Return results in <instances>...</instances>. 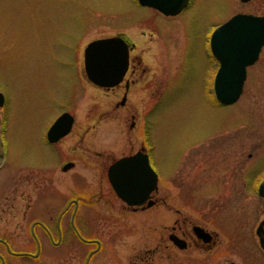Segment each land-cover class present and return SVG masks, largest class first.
<instances>
[{"label": "flooded vegetation", "instance_id": "1", "mask_svg": "<svg viewBox=\"0 0 264 264\" xmlns=\"http://www.w3.org/2000/svg\"><path fill=\"white\" fill-rule=\"evenodd\" d=\"M134 1L140 6L138 0ZM238 1L243 6L255 7L262 0ZM200 3L201 0H189L177 15H165L141 6L150 15L142 22L147 28L140 35V41H132L125 32L110 36L122 38L129 50L128 68L113 87H101L90 81L84 54L82 62H65L68 65L60 84L67 85V90L74 94L75 83L83 80L91 92L105 99L99 101L94 96L92 108L96 112L89 124H79V109L70 110L65 102L54 117L50 116L37 137L24 132L22 138L27 144L22 143V147L28 149L32 160L28 169L18 166L11 172L9 168V112L7 96L0 89L3 95L0 107L2 181L6 180V172L11 174L9 179L18 180L20 175L29 178L35 201L39 193L53 188L61 198L65 197L58 215L46 206L44 221L35 219L27 223L36 246L34 252L12 249L10 245L15 244L12 236L0 239L6 251L4 254L0 250L2 264L10 258L39 260L42 245L44 252L48 248L58 252L57 256L46 252L51 264L58 261L75 264V260L76 264H244V229L249 222L245 221L243 198L255 197L257 204L253 211H264V197L260 193L264 182V45L253 59L252 55L237 53L240 48L230 44L236 41L234 38L223 35L214 38V33L238 14L263 17L264 12L242 10L210 23L209 11L204 14L205 25L208 23L202 35L204 62L198 71L199 87L191 93L192 100L196 101L194 108L199 110L196 104L204 100V113L191 117L195 124L188 131L177 132L173 172L164 174L161 164L164 121L160 107L166 99L178 100L181 94L178 93L180 80L186 76L193 59L190 29L194 20L188 19V13ZM214 44L228 52L217 56ZM244 60L253 61L243 67ZM222 68L226 73L220 78L221 83H235L242 74L245 76L242 94L231 104L217 99L215 84ZM64 114L73 118L70 131L65 135H61L62 130L51 132ZM154 114L160 118L157 153L150 141V132L156 124ZM106 120L112 125L113 137L117 132L129 135L128 152L117 155L115 146L108 149L101 146L97 132ZM246 145L250 149L247 158ZM91 146L99 150H92ZM139 153L148 155L156 172V186L142 203L129 204L118 196L110 170L120 159ZM156 158L160 163L155 162ZM52 160L57 162L54 170ZM55 175L64 180L63 187L58 185ZM145 177L136 173L135 179L140 181ZM132 179L129 176V182ZM18 183L16 189L20 191L23 186L19 187ZM139 183L130 182L129 191L140 193L137 197L143 198L145 192L137 187ZM32 208L30 213L34 215ZM260 226L264 239V218L252 223L249 230L252 244L261 256L256 264H264V249L258 235ZM36 227L43 228L45 245L40 235L35 234Z\"/></svg>", "mask_w": 264, "mask_h": 264}, {"label": "rangeland", "instance_id": "2", "mask_svg": "<svg viewBox=\"0 0 264 264\" xmlns=\"http://www.w3.org/2000/svg\"><path fill=\"white\" fill-rule=\"evenodd\" d=\"M260 4L254 7L243 6L236 0H201L198 7L188 13V19L191 17L194 20L190 29L193 59L186 76L180 80L178 93L181 94L178 100L166 99L160 107L164 121V160L162 159L161 163L164 174L173 172L177 132L188 131L191 124H195L191 117L204 113V100L201 101L202 104L200 102L196 104L199 110L194 108L196 101L192 100L191 93L199 87L198 71L204 62L202 35L208 23L242 10H260L263 13L264 0ZM207 11L213 21L209 19L205 25L204 14ZM149 15L150 11L141 8L134 0H0V89L7 96L9 112L7 160L11 172L15 167L28 169L32 164L30 152L23 148V145L27 144L22 138L24 132L26 135L33 134L37 137L46 127L50 116L54 117L58 108L65 102L70 110L79 109L77 113L79 124H89L92 115L96 112L92 108L94 96L99 101L105 99L95 95L94 91L91 92L88 89L89 85L83 80L79 84L75 83L74 94L67 90V85L60 84L59 80L63 79L65 66L68 65L65 62H82L84 49L88 43L110 37L118 32H125L132 41H140V35L147 28L142 22L145 21L144 17ZM154 121L156 124L150 132V141L154 144L157 153L160 141L158 114H154ZM101 125L97 132L98 138L102 141H100L101 146L106 149L115 146L117 155L131 149L130 141H127L129 137L127 133L117 132L113 137L112 125L109 121L106 120ZM113 140L116 141L114 145H112ZM91 147L92 150H99V147ZM249 152L250 149L246 145V158ZM178 161L180 160L176 162ZM155 162L160 163L157 158ZM56 163V160H52L53 170ZM2 174L3 172H0V239L12 236L15 242L10 245L12 249L34 252L36 246L31 241L27 223L35 219L44 221L46 206L55 216L58 215L65 197L61 198L53 188L48 192L39 193L35 201L32 186H29L31 181L29 178L20 175L18 183L19 179H9L8 176L11 174L6 172L4 174L6 180L3 182ZM56 176H53L54 179L60 187H63L64 180ZM17 183L19 187L23 186L20 191L16 189ZM242 202L245 221L249 222L244 229L246 239L244 264H256L261 256L259 250L252 244L249 230L252 223L255 224L264 218V211H253V206L257 204V199L253 196H245ZM31 206L34 215L30 213ZM18 226L21 228L18 229ZM54 227L53 225L52 228ZM62 228L65 226L63 225ZM253 229L254 233L255 227ZM34 231L35 234L40 235L42 244L45 245L43 228L36 227ZM252 236L254 237L255 234ZM44 248L42 245V255L39 260L10 258L6 264H51L46 252L54 256H57L58 252L50 251L48 247L44 252ZM0 250L6 254L2 245ZM74 263L76 264L77 260ZM57 264H60V261Z\"/></svg>", "mask_w": 264, "mask_h": 264}, {"label": "water", "instance_id": "3", "mask_svg": "<svg viewBox=\"0 0 264 264\" xmlns=\"http://www.w3.org/2000/svg\"><path fill=\"white\" fill-rule=\"evenodd\" d=\"M189 0H138L144 7H151L165 15H177L188 5ZM247 3L250 0H241ZM227 36L236 41L230 44L237 45V53L252 55L257 58L258 51L264 45V16L238 14L220 26L214 33V38ZM250 39V41H249ZM236 51V49H235ZM228 51H223L214 44V53L220 56ZM85 69L88 78L93 83L110 88L117 85L129 64V50L125 41L120 37H108L91 42L85 49ZM253 60H244L241 64L251 63ZM225 68L218 74L215 90L217 99L224 104L234 103L242 94L244 74L240 81L235 83H221L219 80L225 76ZM3 106V95L0 94V107ZM73 118L69 114L60 117L51 129V132L62 130L61 135L68 133L72 127ZM2 157V156H1ZM138 166V168H136ZM136 173L146 176L143 180L136 181ZM133 177L132 183L140 182L137 186L145 192V197L138 198L140 193L130 192L129 176ZM156 172L152 169L148 155L137 154L120 159L110 170L111 182L118 196L129 204L142 203L146 195L156 186ZM147 192V193H146ZM260 193L264 197V182L261 184ZM261 226L258 235L261 237V246L264 249V239L261 235ZM179 244V242H176Z\"/></svg>", "mask_w": 264, "mask_h": 264}]
</instances>
